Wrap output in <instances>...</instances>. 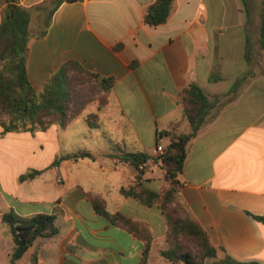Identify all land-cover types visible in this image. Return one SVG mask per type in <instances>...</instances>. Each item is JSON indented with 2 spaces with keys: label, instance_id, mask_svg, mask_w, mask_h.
<instances>
[{
  "label": "crops",
  "instance_id": "0c3cea01",
  "mask_svg": "<svg viewBox=\"0 0 264 264\" xmlns=\"http://www.w3.org/2000/svg\"><path fill=\"white\" fill-rule=\"evenodd\" d=\"M155 1H64L54 5L47 32L39 36L44 27L37 8L51 0H18L31 10L26 72L35 90L42 91L50 75L68 62L114 78L115 84L109 103L90 110L99 115L97 127L88 125L86 115L65 127L53 124L35 133L4 132L0 125V258H11L14 251L11 229V237L1 229L3 215L14 210L26 218L54 214L59 230L33 241L15 264H169L161 256L169 249L161 209L143 205L122 189L140 182L160 192L167 185L166 171L156 158L158 138L162 135L167 145L172 137L191 132L180 93L196 84L221 102L214 118L187 145L178 200L216 249L206 264H223L228 257L238 264H264V223L255 218H264L260 35L254 34L253 40V25L244 21L240 0H175L169 19L151 26L145 15ZM2 8L0 3V24ZM259 24L260 15L255 32ZM101 122L104 131L99 130ZM95 135L99 140L80 145L93 158L52 166L56 159L78 152L74 138ZM49 147L52 161L37 165L43 156L38 150ZM124 153L151 158L140 172L118 158ZM31 171L41 173L20 180ZM92 197L104 201L110 214L149 227L146 262L147 243L98 213Z\"/></svg>",
  "mask_w": 264,
  "mask_h": 264
},
{
  "label": "trees",
  "instance_id": "16d2710c",
  "mask_svg": "<svg viewBox=\"0 0 264 264\" xmlns=\"http://www.w3.org/2000/svg\"><path fill=\"white\" fill-rule=\"evenodd\" d=\"M64 1L77 0H51L50 6H40L42 18L39 36H44L50 25V19L55 7ZM175 0H156L145 15V21L151 26L165 23L172 14ZM245 13L249 16L250 10L246 0ZM2 8V22L0 24V125L4 132H30L44 131L53 124L65 127L72 120L84 115V106L77 103L76 88L73 85L74 78L69 72H77L93 78L99 85L106 100L109 101L110 92L115 84L114 78H104L87 71L77 62H68L58 71L52 73L47 79L42 91L35 90L27 77L26 59L28 54V42L32 33L30 31L31 10L21 6L18 0H0ZM48 8V10H47ZM47 11V14L45 13ZM46 14V16H45ZM260 47L264 51V1L261 10ZM72 77V78H71ZM80 85L82 84L79 83ZM184 104L185 116L190 124L191 132L172 137L165 148L163 155L157 158L162 162V168L166 171L167 185L160 192L145 187L136 182L132 187L122 189V193L138 200L148 207L157 206L161 209L166 220L167 241L169 249L162 252L172 264H206L209 258L216 256V249L212 245L209 235L201 225L191 217L186 208L179 202L178 194L181 182L178 179L183 170L187 157V145L196 137L203 125L211 121L214 110L220 105L219 98L210 99L196 84H191L180 93ZM107 102V101H106ZM105 104L98 103L101 106ZM90 127H97L98 113H90L85 116ZM167 134L165 132L163 135ZM162 137V135H160ZM80 158H93L87 151H78L71 155L56 159L52 166H58L63 160H77ZM123 162L134 165L142 172L141 167L151 158L147 153H124L118 157ZM40 171H31L22 175L24 181L34 178ZM140 175H138V179ZM98 213L107 217L111 222L128 229L136 237L144 240L147 247L144 251L143 262L147 261L150 251L152 233L149 227L138 221L125 218L121 214H110L98 197H92ZM56 215L36 214L32 217H21L14 210L5 213L2 217L4 223L10 226L14 251L10 261L15 264L29 249V243L43 237L49 238L59 233L56 227ZM258 221L264 223V218L256 216ZM189 243L194 246V253L190 251ZM223 264H238L230 257ZM249 264H259L251 262Z\"/></svg>",
  "mask_w": 264,
  "mask_h": 264
},
{
  "label": "rangeland",
  "instance_id": "374dc122",
  "mask_svg": "<svg viewBox=\"0 0 264 264\" xmlns=\"http://www.w3.org/2000/svg\"><path fill=\"white\" fill-rule=\"evenodd\" d=\"M263 1L264 0H246V2H247V5H248V8H249V10H250V15L248 16L246 13H245V8H244V3L240 0V5H241V7H242V10L244 11V13H245V15H244V21L246 22V23H249V22H251L252 23V25H253V27H251V32H252V37H253V40H255V37H254V34L258 37V34L260 35V25H261V10H262V7H263ZM49 6H51V5H49ZM47 10H48V8H47ZM260 12V14H258ZM46 14H47V11L45 12ZM46 14H45V16H46ZM257 15V16H256ZM260 15V24H259V28L257 29V32H255L254 31V24H255V22L257 21V18H258V16ZM44 16H41L40 15V18L38 17V20L40 19V22L42 23L43 21H42V18H43ZM253 30V31H252ZM69 74L74 78L73 80H74V83H73V85L75 86V88H76V96H77V100L75 99V101L77 102V103H80V105H82V106H84V108H85V111H84V115H88L89 113H90V110H92V107H97V106H99V107H101V108H103V107H105V106H101V105H99L98 103H101V104H105V103H107V102H109L108 100H106V97H105V95H103V93H102V91H101V89H100V87H99V85H97V83H95V81H93V78H91V77H89V76H87V75H84V74H79V73H77V72H74V71H72V72H69ZM71 77V78H72ZM82 82V84L80 85L79 83H81ZM107 101V102H106ZM100 109V108H99ZM91 113H93V112H91ZM87 122V121H86ZM98 124H99V121H98ZM106 126L101 122V129H99V130H105L104 128H105ZM93 131V130H92ZM93 133L94 134H99V132H98V130H94L93 131ZM79 137V136H78ZM77 137V139L76 138H74L73 140H74V142L73 143H76L74 146H73V149H75L76 151H82L81 149H80V145H83L84 143H87V144H93V142H90V141H93V139L92 138H94V140H99V139H97L98 138V136H93V137H89V138H83V137H81V138H78ZM76 139V140H75ZM109 139V138H108ZM68 140V139H67ZM69 142H71V141H68V143ZM102 142L103 141H101V143L100 144H102ZM162 145H163V147H164V150H165V148L167 147V145H165V144H163L162 143ZM112 146V148L115 150V151H117V149H119L118 148V145L117 144H112L111 145ZM69 147H71V146H69ZM103 147V146H102ZM43 150V151H42ZM83 151H86V150H83ZM38 152L40 153V154H43V156H42V158H41V162H38L37 163V161L35 162L37 165H43V164H45L48 160H50L51 159V161H52V158H51V155L53 154V151H52V148L51 147H49V148H45V149H40V150H38ZM165 152V151H164ZM62 155V152H61V154L58 156V157H60ZM159 156L157 155V157L156 158H158ZM1 229L3 230V231H6V232H8L7 233V235L9 236V237H11L12 235H11V233H10V227H9V225H7L6 223H3L2 224V226H1ZM189 245H190V247H189V249H190V251L191 252H193L194 253V246H193V244L192 243H189ZM162 256V255H161ZM163 257V256H162ZM165 260H166V262H169V264H172L167 258H165V257H163ZM25 263V261H20V263L19 264H24ZM0 264H11V261H10V258L8 257H2L1 256V258H0Z\"/></svg>",
  "mask_w": 264,
  "mask_h": 264
},
{
  "label": "built area",
  "instance_id": "2783aa9c",
  "mask_svg": "<svg viewBox=\"0 0 264 264\" xmlns=\"http://www.w3.org/2000/svg\"><path fill=\"white\" fill-rule=\"evenodd\" d=\"M162 142H163V138L162 137H159L158 138L157 145H156V153H157L158 156L163 155L164 154V151H165L164 150V147L162 145ZM141 169H143V168L141 167Z\"/></svg>",
  "mask_w": 264,
  "mask_h": 264
},
{
  "label": "water",
  "instance_id": "95a60500",
  "mask_svg": "<svg viewBox=\"0 0 264 264\" xmlns=\"http://www.w3.org/2000/svg\"><path fill=\"white\" fill-rule=\"evenodd\" d=\"M29 245L31 246L32 245V242H30Z\"/></svg>",
  "mask_w": 264,
  "mask_h": 264
}]
</instances>
